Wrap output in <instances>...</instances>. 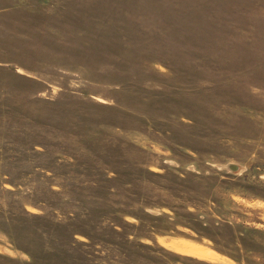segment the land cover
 <instances>
[{"label":"rangeland","instance_id":"rangeland-1","mask_svg":"<svg viewBox=\"0 0 264 264\" xmlns=\"http://www.w3.org/2000/svg\"><path fill=\"white\" fill-rule=\"evenodd\" d=\"M0 264H264V0H0Z\"/></svg>","mask_w":264,"mask_h":264},{"label":"bare ground","instance_id":"bare-ground-1","mask_svg":"<svg viewBox=\"0 0 264 264\" xmlns=\"http://www.w3.org/2000/svg\"><path fill=\"white\" fill-rule=\"evenodd\" d=\"M198 252V251H197Z\"/></svg>","mask_w":264,"mask_h":264}]
</instances>
